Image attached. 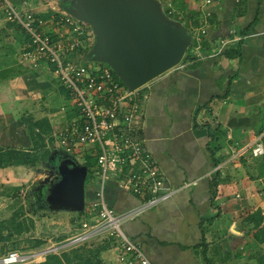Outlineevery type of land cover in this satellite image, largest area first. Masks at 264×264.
<instances>
[{
	"label": "crops",
	"instance_id": "obj_1",
	"mask_svg": "<svg viewBox=\"0 0 264 264\" xmlns=\"http://www.w3.org/2000/svg\"><path fill=\"white\" fill-rule=\"evenodd\" d=\"M158 1L195 34L205 0ZM18 6L41 11L42 5ZM208 8L211 24L199 54L188 49L184 68L165 72L143 91L144 144L179 190L124 228L154 264H264V238L258 237L264 221L253 217L264 214V155L252 152L264 135V129L257 134L264 115V0H212ZM86 192L95 196V186ZM107 197L119 212L141 203L114 179ZM93 239L87 264L116 261L115 248L98 252Z\"/></svg>",
	"mask_w": 264,
	"mask_h": 264
},
{
	"label": "built area",
	"instance_id": "obj_2",
	"mask_svg": "<svg viewBox=\"0 0 264 264\" xmlns=\"http://www.w3.org/2000/svg\"><path fill=\"white\" fill-rule=\"evenodd\" d=\"M211 3L212 0H205L204 18L188 48L196 54L211 24ZM0 8L8 22L20 26L28 35L21 52L23 60L36 68L47 66L70 93L77 118L55 134L57 148L74 156L80 164L89 157L90 163L100 169L95 196L79 215L84 218L75 219L79 231L69 243L113 237L117 241V258L107 264H154L124 229L126 222L159 206L179 190L168 184L141 134L143 91L149 82L128 90L108 63L88 58L95 32L90 24L67 11L45 16L33 8L20 9L11 0H0ZM173 11L172 8L166 15L171 18ZM184 66L183 59L172 69ZM252 152L254 156L264 155L261 138L256 140ZM113 179L138 196L141 203L122 212L110 207L107 185ZM28 259L26 254L14 250L0 257V264H25Z\"/></svg>",
	"mask_w": 264,
	"mask_h": 264
},
{
	"label": "rangeland",
	"instance_id": "obj_3",
	"mask_svg": "<svg viewBox=\"0 0 264 264\" xmlns=\"http://www.w3.org/2000/svg\"><path fill=\"white\" fill-rule=\"evenodd\" d=\"M11 1L18 8V4L21 7L42 5L39 10L48 15L66 9L70 13L73 0ZM63 3L67 5L64 7ZM6 21L5 15L0 13V59L9 56L7 61L0 63L12 64L10 68H0V148H32L37 144L42 153L41 146L45 144V149L55 151L53 134L77 118L76 109L59 83L53 81L55 76L48 67L43 71L23 60L21 52L27 37ZM32 132L34 136L31 137ZM53 157L34 166L0 167V257L17 250L29 257L25 264H34L45 260L49 249L52 252L72 251L74 245H79L82 253L88 249V241L69 243L79 231L74 221L81 213L53 206L47 200L49 187L61 178L59 165L62 161ZM99 170L96 163H90L86 184L98 177ZM97 239L90 241L93 247L100 243ZM112 248L108 249L109 253Z\"/></svg>",
	"mask_w": 264,
	"mask_h": 264
},
{
	"label": "water",
	"instance_id": "obj_4",
	"mask_svg": "<svg viewBox=\"0 0 264 264\" xmlns=\"http://www.w3.org/2000/svg\"><path fill=\"white\" fill-rule=\"evenodd\" d=\"M69 11L95 32L92 59L108 63L128 90L177 66L193 41L192 33L169 18L158 0H73ZM59 170L61 178L49 187L47 200L82 213L89 167L68 158Z\"/></svg>",
	"mask_w": 264,
	"mask_h": 264
},
{
	"label": "trees",
	"instance_id": "obj_5",
	"mask_svg": "<svg viewBox=\"0 0 264 264\" xmlns=\"http://www.w3.org/2000/svg\"><path fill=\"white\" fill-rule=\"evenodd\" d=\"M63 5L65 7V5H67V3H63ZM45 16H47V15L45 14ZM8 23H9V25L16 27L18 31H21L22 33H24L26 35L27 41H28V35L24 32V30L20 26H18V25L16 26L14 23H10V22H8ZM91 55H92L91 53L87 54L88 58L92 59ZM188 57L186 56L185 58H188ZM61 88H62L63 92H65L66 95L68 97H70L69 91L62 86H61ZM261 119L263 121V124H260V127L257 130L258 134L262 133L263 132L262 129H264V116H261ZM32 136H34V132L31 133V137ZM261 141L264 144V135L262 136ZM35 144H36V141H35ZM41 147L44 148L42 153H39L40 147L37 146V144L32 148H18V147L0 148V167L19 166V165H32V166H34V165H37L41 160H51L52 155H54L53 159H56L57 161L58 160L62 161L64 158L75 159L74 156L62 151L61 149L57 148V150H55V151H53L51 148L45 149V144H43ZM85 164L88 167H90V158L89 157L87 158V161ZM96 179L94 181L93 178H91V181L89 182V184H92L95 186V192L97 189ZM89 184L88 183L86 184V188ZM216 185H217V183H216ZM93 198H94V195L93 196L87 195V203L89 204ZM107 201L109 203V206L114 208L110 204L108 197H107ZM253 217L255 219L261 218V220L264 221V214L260 210L256 211L255 214L253 215ZM263 232L264 231H262L261 233H263ZM258 237L263 239L264 234L259 235ZM116 244H117V241L115 238L106 237L104 239H100V243L95 247L94 250L101 252V251L108 250V249L114 247ZM77 246H79V245H76V246L74 245L73 247H71V248H73V249H71L72 251H67L68 249H64L61 252L50 251L47 253L45 260L38 262V263H34V264H87V261L90 260V256L87 253L88 249H85V253H82L81 249ZM91 251H93V249Z\"/></svg>",
	"mask_w": 264,
	"mask_h": 264
},
{
	"label": "flooded vegetation",
	"instance_id": "obj_6",
	"mask_svg": "<svg viewBox=\"0 0 264 264\" xmlns=\"http://www.w3.org/2000/svg\"><path fill=\"white\" fill-rule=\"evenodd\" d=\"M66 158H64L63 160H65Z\"/></svg>",
	"mask_w": 264,
	"mask_h": 264
}]
</instances>
